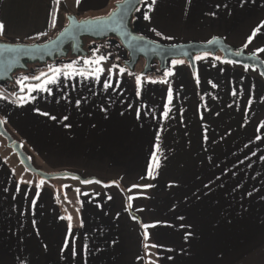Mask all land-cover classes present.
Returning a JSON list of instances; mask_svg holds the SVG:
<instances>
[{
	"label": "crops",
	"instance_id": "obj_1",
	"mask_svg": "<svg viewBox=\"0 0 264 264\" xmlns=\"http://www.w3.org/2000/svg\"><path fill=\"white\" fill-rule=\"evenodd\" d=\"M121 1L60 0L53 27L54 0H0V39L48 41L69 16H107ZM142 10L136 27L152 40L221 37L264 60V28L252 36L264 25V0H156ZM208 57L196 71L171 65L168 84L149 82L164 74H121L103 62L99 79L61 75L49 92L0 86V118L34 167L93 181L40 185L0 140V264H143L148 254L154 264H264V79Z\"/></svg>",
	"mask_w": 264,
	"mask_h": 264
},
{
	"label": "water",
	"instance_id": "obj_2",
	"mask_svg": "<svg viewBox=\"0 0 264 264\" xmlns=\"http://www.w3.org/2000/svg\"><path fill=\"white\" fill-rule=\"evenodd\" d=\"M144 0H123L116 4L115 9L107 16L79 19L69 16L68 24L55 38L44 43L12 44L0 39V85L15 82V75L20 71H28L30 65L47 64L70 55L80 57L87 55L85 40L103 42L112 37L119 40L128 53L126 67L134 71L142 63V76L153 71L157 63L161 70H166L170 61L182 59L192 68L197 69L196 56L221 55L222 60H234V65L255 69L260 75L264 73V60L244 48L230 45L225 39L216 37L209 42H188L168 45L158 43L138 34L132 26L134 16ZM103 18V19H99ZM11 45L9 48L7 46ZM239 53V55H237ZM264 79V75H261ZM0 136H2L14 153L18 156L23 167L43 181H54L63 178H75L81 181L89 180L78 174L63 172L47 174L35 168L22 145L6 130L0 118ZM94 180V179H91Z\"/></svg>",
	"mask_w": 264,
	"mask_h": 264
},
{
	"label": "snow or ice",
	"instance_id": "obj_3",
	"mask_svg": "<svg viewBox=\"0 0 264 264\" xmlns=\"http://www.w3.org/2000/svg\"><path fill=\"white\" fill-rule=\"evenodd\" d=\"M54 3L57 5V8L56 10L52 13V26L54 27L55 26V20H56V12H58L59 10V4H60V0H54ZM76 3L77 5H79L80 3V0H76ZM156 3V0H147V6L148 7H152L154 6ZM99 19H103V18H99ZM144 19H150L149 16L145 15L144 16ZM261 28H264V25H261L260 27L256 28L255 31L252 33V36L254 37L255 34L257 32H260ZM153 32L156 33L157 36H161L162 34L160 32H156L155 29H152ZM6 33V26L4 24L3 21H0V38L4 37ZM41 35H45V33H41ZM165 39H172V37L170 36H167V37H164ZM252 42V39L250 38L248 43L250 44ZM248 45L246 44L245 47H247ZM9 48H11L12 46L9 45L7 46ZM259 52H262L264 53V48H260L258 50ZM237 55H239V53H237ZM209 57L207 54H205L204 56H196L195 59L196 60H207ZM106 57L104 56H98L95 60H87L85 61V69L84 70H80L79 68L76 67L75 63L73 64H68V65H64L63 67H51L49 69V72L48 73H41L40 75H37V76H34L33 79L36 80V81H39V83H36V84H29L27 86H25V84L23 83L24 81H27L29 78L28 77H23L22 80L19 82L21 84V91L24 90L25 87H27L28 89V92L31 93V92H35V91H45V92H49L50 91V88L48 87L49 85L51 84H55L58 82V79L61 75H65V76H73V75H80V76H95L96 79H99V76L100 74L104 71V69L102 67H100V64L103 60H105ZM216 60L218 61H221L222 58L220 56H216L215 57ZM185 63L184 60L182 59H177V60H173L172 61V65L173 67L177 66V65H183ZM222 63H225V64H235L236 61L234 60H228V59H223L222 60ZM91 65H95V67H87V66H91ZM247 65H245V69H247ZM120 73L123 74L125 72V69L124 68H120L119 69ZM174 73L169 70L167 72L164 73V78L157 81V80H151L149 81L150 83H162V84H168L169 81H168V77L169 76H172ZM129 75H132V73H129ZM261 75H264V73H261ZM196 81L197 83H199V76L197 75L196 76ZM143 83H144V79L142 76H136V85L137 87H142L143 86ZM104 87L105 88H108L110 87V84L109 83H105L104 84ZM212 87H216L215 84H212ZM139 94V93H138ZM233 95H236V92L233 91L232 93ZM31 97H25V96H21V97H18L19 100L21 101H25L27 99H30ZM168 101H169V104L171 103L172 101V91L171 89L168 90ZM45 115H47V113H45ZM163 115L165 117L168 116V112L165 111L163 113ZM53 119H55V117H52ZM65 120L68 119V117H64ZM261 127H264V124L261 125ZM157 151H159V145H157ZM153 163L155 165L158 166V162L156 160V157L154 156L153 157ZM152 174V168L150 167L149 168V176H151ZM83 183H92L93 181H89V180H85V181H82ZM98 182V181H96ZM21 183H29L28 181H21ZM44 184V181L41 180L40 181V185H43ZM151 185H147L146 187H150ZM78 193H79V189L76 190ZM16 192H19V187L16 188ZM39 195V193H37V196ZM57 199H59V197L57 196ZM109 199H111V197H109ZM35 205V200L33 201V206ZM77 211H79V209H77ZM62 219H67L69 221L68 223V235L71 236V232H72V216L71 215H68L67 217H62ZM33 223H35V221H33ZM81 227L83 226V222L81 221ZM155 225H153L154 227ZM146 228L148 226H145ZM145 238H147V232H145ZM64 249L66 250H69L71 252V254L74 256L76 253H75V250L74 249H69V245L68 243L66 242L64 244ZM145 249L149 248V247H152V248H155L157 247V245L155 244H152V245H148V244H145L144 245ZM84 248L87 249V245H84ZM170 259V257H169ZM152 264H154V262H152Z\"/></svg>",
	"mask_w": 264,
	"mask_h": 264
},
{
	"label": "rangeland",
	"instance_id": "obj_4",
	"mask_svg": "<svg viewBox=\"0 0 264 264\" xmlns=\"http://www.w3.org/2000/svg\"><path fill=\"white\" fill-rule=\"evenodd\" d=\"M146 6H147V1L141 7V11H143L142 8L143 7L146 8ZM137 14H139V13H137ZM136 24H137V20L134 21V27H136ZM138 34H140V35H142L144 37H147V38L150 37L148 34L144 35V33H142L140 30H139ZM153 39H154L153 41L165 44L164 41H162L160 39H157V38H153ZM91 42L92 41H90L88 43V45L85 46V49H84L85 52L87 53V55H81L80 57H74V56L70 55L67 58L58 59L56 62H49L47 64L30 65L28 71H20V72H18V74L15 75V82L3 84V85H0V86H4L5 87V86L9 85V88H10V90L12 92L21 93L22 92L21 91V84L17 83L18 82L17 79L20 78V77H28L29 78L28 80L30 81V80H34L33 79L34 76L40 75L41 73H48L49 69L51 67H63L64 65L73 64V63H75L76 66L77 65L86 66L85 63H84L85 61H87V60H95L98 56L106 57V59L103 60L101 62V64L103 62H110V63H113V64L120 65V67L124 68L126 71L129 70L126 67V63L128 62V53L122 47V45H120L121 43L119 42L118 39H115L114 37H112V38H110V39H108L106 41H103V42H97V43L96 42L95 43L94 42L91 43ZM237 48H239V47H237ZM245 51L247 52L246 48H245ZM201 56H204V55H201ZM208 56H211V55H208ZM141 65H142V63H140L136 67V69L134 71L129 70L127 72H129V73L133 72L134 74H137L140 71L143 72V69H141ZM171 65H172V61L169 62L168 67H167L166 70H161L159 65L157 63H154L153 64V71L151 73L147 74L148 78H158V77H160L162 74H164L165 72L169 71V68H170ZM91 66H95V65H91ZM0 140L2 142H4L5 145L8 146L7 141L2 136H0ZM11 152L15 156V158L17 159L18 158V157H16L17 155L13 151H11ZM24 170H25V172H26V174L28 176H31L32 178H35V179H40L38 176H36V175H34L32 173H29L26 169H24ZM39 170L44 172V173H47V174H55L56 173L53 170H48V169H39ZM40 180H42V179H40ZM50 183L51 184H55L56 183L59 187H63L67 183H69V184L71 183V184H76L80 188H87L88 186H91V184H92V183H83L82 181H79V180H77L75 178L56 179V181L55 180L54 181H50ZM72 188L73 187H71V185H69L65 189L73 191ZM144 250H145V247H144ZM141 261L143 262V264H152V262L155 263V260L153 259L152 254L151 255L150 254L146 255L145 257H143V259L141 258Z\"/></svg>",
	"mask_w": 264,
	"mask_h": 264
},
{
	"label": "trees",
	"instance_id": "obj_5",
	"mask_svg": "<svg viewBox=\"0 0 264 264\" xmlns=\"http://www.w3.org/2000/svg\"><path fill=\"white\" fill-rule=\"evenodd\" d=\"M147 0H144V2H143V4H142V6L144 5V3L146 2ZM141 6V7H142ZM141 7H140V9L137 11V13H139L140 11H141ZM137 20V15L136 16H134V18H133V21H132V26H133V28L135 29V31L138 33V29H137V27H134V21H136ZM138 21V20H137ZM137 25V24H136ZM116 39V38H115ZM92 41V40H91ZM44 42H46V41H44ZM44 42H41V43H44ZM92 42H96V41H92ZM97 43V42H96ZM121 45V44H120ZM34 82H36V80L34 81ZM38 82V81H37Z\"/></svg>",
	"mask_w": 264,
	"mask_h": 264
},
{
	"label": "flooded vegetation",
	"instance_id": "obj_6",
	"mask_svg": "<svg viewBox=\"0 0 264 264\" xmlns=\"http://www.w3.org/2000/svg\"><path fill=\"white\" fill-rule=\"evenodd\" d=\"M90 41H91V40L86 39V40H85V46H87L88 43H89ZM91 43H92V42H91Z\"/></svg>",
	"mask_w": 264,
	"mask_h": 264
}]
</instances>
